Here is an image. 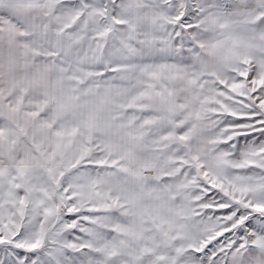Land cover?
<instances>
[{"label":"snow or ice","instance_id":"6c2138e0","mask_svg":"<svg viewBox=\"0 0 264 264\" xmlns=\"http://www.w3.org/2000/svg\"><path fill=\"white\" fill-rule=\"evenodd\" d=\"M0 264H264V0H0Z\"/></svg>","mask_w":264,"mask_h":264}]
</instances>
